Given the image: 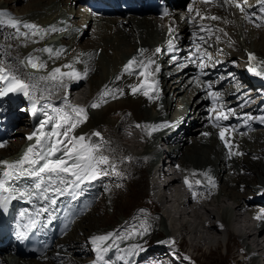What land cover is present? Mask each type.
<instances>
[{
    "label": "bare ground",
    "instance_id": "6f19581e",
    "mask_svg": "<svg viewBox=\"0 0 264 264\" xmlns=\"http://www.w3.org/2000/svg\"><path fill=\"white\" fill-rule=\"evenodd\" d=\"M76 2L27 0L24 6H18L17 1L5 0V4H0V68L6 69V74L16 73L18 79L27 76V80L34 81H46L54 69H60L56 79H50L47 84L32 81L35 87L38 86L40 96L32 92L29 82H26L29 85V96L23 92L7 91L10 80H4L2 89L5 94L0 95V119H5L9 127L3 113L22 104V111L29 118H23L20 128L13 133H10V129L9 135L22 136L26 133L29 136L40 128L41 118L44 121L49 115H55L53 109L70 112L71 107L84 108L87 120L79 124L71 136H84V142L94 146L99 142L107 143V146L111 142L108 150L111 155L119 159L125 156L136 157L140 162L131 160L128 166L124 162L126 166L120 168L116 166L115 160H111L109 164L99 167L106 171L115 165L114 170L110 169L114 171L113 175L109 170L107 174L95 179L78 182L77 186L69 184L63 193L55 191V185L48 184L47 176L44 177L45 183L41 184V189L35 187L39 182L37 177L25 173L16 178L11 182V187L25 190L29 194L27 198L32 196L34 206L44 207L42 202H38L37 196L43 200L53 198L57 201H63L58 196L72 192L76 198L80 196L77 202L81 200L86 205V213L77 218L74 226L83 222L88 217L86 215L91 211L93 213L96 207V210H101L99 218L105 225L110 226L114 216L118 223L115 227L97 230L92 235L86 234L84 243L75 237L68 238V234L54 244L43 263L35 258L32 261L15 258L10 254L11 249L0 248V264H85L81 257L86 253L84 248H88L91 256L87 264H204L196 256L201 251H208L209 258L220 259V264H233L232 261H235L234 264H264V239L260 241L264 238V209H259V206L249 208L251 203L243 200L246 194L254 192L253 200L264 208L260 200L264 197V145L258 143L263 141L264 144V131L243 134L225 131V140L229 144L225 147V140L219 136L221 129H209L202 115L207 92L218 93L224 99V104L228 102L225 99L228 94L241 101L248 100V113H256L257 107H264V25L255 29L242 22L239 9L230 6L216 8L214 3L198 1H192L185 10H178L176 8L181 7L180 0H164L169 12L162 20L157 19L153 12L143 16L127 12L122 16L89 17L83 8L76 6ZM190 7L192 11H189ZM7 10L22 13L24 17L3 16L2 13ZM211 15L219 19L212 20L209 18ZM10 21L19 23L13 28ZM200 21L207 23L210 30L201 38L197 45L199 47L191 48L204 49L207 57L217 63V70L209 71L216 75L204 80L211 85L215 84L210 91L194 76L193 56L186 52L185 47L178 45L191 36L194 25ZM24 24L36 25V34L33 35L32 29L23 27ZM83 37L85 39L81 40ZM255 40L260 43L249 48L247 44ZM64 46L69 47L56 55L57 50H62ZM220 46L224 48L219 50ZM258 47L263 51L260 52ZM45 48L55 52L50 54L43 51ZM157 48L161 49L159 53L155 51ZM141 50H145L143 55L140 54ZM249 54H253L255 59L250 60ZM133 57L137 60L133 65L134 74L128 75L124 67ZM30 58L44 67L39 70L31 67L27 63ZM149 58L153 63L142 69L139 61H147ZM249 61L255 62L258 68L256 73L259 75H254L256 85L251 81L253 76H242L241 73ZM23 62L31 70H27ZM239 62L242 66L238 69L235 65ZM157 67L158 72L155 71ZM86 70V77L81 79L61 75L76 72L83 76ZM141 71L148 73L147 78L140 74ZM241 81L249 85L248 92L242 93L245 87ZM133 87H137V92H132ZM105 90L111 92V95L101 97V92ZM33 103L36 104L35 112L32 111ZM92 103H97L99 107H90ZM45 104L50 107L44 108ZM233 107L231 104L227 109ZM191 112L194 119L188 117ZM53 123L55 121L48 123L43 131H52ZM85 132L89 134L84 135ZM205 132L210 135H202ZM28 136L13 139L10 143L8 140L6 147L0 150V156H13L23 151L13 161L2 158L0 161L10 163L20 159L25 150L35 144V139L29 140ZM163 147H167L168 152H164ZM111 151L117 152V155ZM98 152L96 156H99ZM166 152L169 154L164 155ZM230 152L243 154L230 155ZM254 155L259 156L254 159ZM164 157L167 159L166 169L161 170L159 165L163 163ZM3 171L0 165V175ZM153 171H159L168 181L158 195L152 192L156 185L151 184L150 180ZM249 172L255 175L251 183L248 182L252 179ZM65 179L74 178L66 175ZM185 179L191 189L185 184ZM145 181H148L149 198L153 201L150 207L155 204L156 208H160L162 218L148 212L143 217L135 212L130 220L129 217L123 218L122 210L126 211V207L123 203L120 205V201L129 200L130 203V196L142 197ZM249 184L254 187L252 191ZM59 186L65 188V185ZM115 186L120 188L117 201L116 197H112L115 195L109 194ZM45 187H48L47 192L42 190ZM100 193L103 194L100 196ZM99 200L101 203L95 206ZM141 207L138 204L137 208ZM61 208L63 212L66 211L64 204H61ZM118 212L122 215L118 216ZM155 213L159 214V210L156 209ZM184 219L186 221L183 222ZM167 221L173 227L168 228ZM154 227L155 231L152 229ZM78 228L77 225L73 233ZM83 229L86 228L83 226ZM55 235L56 231L51 232L50 239ZM97 236H109V239L93 244L92 240ZM153 237L162 241L155 244L156 248L144 250L148 246L145 239ZM168 238L179 240L177 244L169 246ZM223 238L226 239L225 258H221L220 254ZM187 240L189 243H186ZM182 244L191 250L189 260L181 259L174 253L181 252ZM168 247L175 250L168 251ZM7 251L8 254H3ZM97 255L101 256L100 261H97Z\"/></svg>",
    "mask_w": 264,
    "mask_h": 264
},
{
    "label": "snow or ice",
    "instance_id": "6c2138e0",
    "mask_svg": "<svg viewBox=\"0 0 264 264\" xmlns=\"http://www.w3.org/2000/svg\"><path fill=\"white\" fill-rule=\"evenodd\" d=\"M246 3V0H243ZM220 7L224 6H234L240 10L241 13L244 14L245 20L252 22V16L256 15L254 11H247L242 6V0H221ZM189 11H192L191 7ZM259 15L257 19H259L262 23H264V0H259ZM197 15H201L197 12ZM212 20H217L219 17L212 16L209 17ZM201 19L204 17L201 15ZM18 21H10V24L13 28L17 26ZM257 27L261 26L260 24L256 25ZM23 27L32 29L33 35L36 34L35 29L37 28L34 24H24ZM54 31H61L62 29H53ZM169 47H172L171 41L169 42ZM199 47V46H197ZM43 51L51 54L52 50L45 48ZM145 50H141L140 54L143 55ZM156 53H159L161 49L157 48ZM60 54V50H57L56 55ZM249 59H255L253 54H249ZM27 63L39 70L43 68V64H37L33 59H28ZM137 63L135 57L129 60L128 63L124 67V71L128 75H133V65ZM141 68L146 69L149 65L153 63V61L149 58L147 61H139ZM65 67H71V65H65ZM203 68V65H201ZM250 72L253 71L252 67L248 69ZM155 71H159V67L155 69ZM60 73V69H54L53 72L47 77L48 79H56V74ZM141 75H144L147 78L148 73L146 71H141ZM259 75V73H256ZM61 75H66L69 78L81 79L86 77L87 70L83 74L76 72L63 73ZM119 79V77H117ZM10 80L7 91H18L23 92L25 96H29V85L23 80L18 79L15 75L6 74V70L4 68H0V81ZM137 87L132 88V92H137ZM5 90L0 89V95H4ZM147 95V92L144 93ZM101 97L106 95H111V92L105 90L101 92ZM218 93L209 92L210 97L217 96ZM151 98V97H149ZM213 103L215 104V99H213ZM44 108L50 107V105H43ZM70 107V106H69ZM92 108L99 107L97 103H92L90 105ZM32 111H36V104L33 103ZM53 115H49L47 120L41 122L40 128L30 134L27 139L33 140L35 139V144L29 146L24 154L20 157V159L9 163L8 161H0V165L3 166L4 171L2 175H0V207H6L7 204L11 200H15L17 198L16 193L18 192L20 196H24L25 193L18 189L12 188L11 182L14 181L21 175L27 173L30 176L37 177L39 182L36 183L35 187L37 189H41V184L45 183L44 177L47 176L48 184L55 185L54 190L57 192L63 193L66 190L67 185L71 184L73 186H77L78 182H84L88 179H95L99 175L107 174L105 170L101 169L99 166L103 164H108V157L104 155L96 156L95 153L99 151L98 146L86 144L84 136H71L70 133L74 131V129L81 123H84L87 120V113L84 108L80 107H71L70 112H65L61 109H53ZM211 111V110H210ZM47 115V113H45ZM73 114H76L75 116ZM227 119L225 116H217V121L220 119ZM249 120H258L259 123L264 124V116L252 117L248 116ZM55 121L52 125V131L45 133L43 131L44 127L50 123ZM67 126V127H66ZM218 126L216 122H213V127ZM60 129H64L63 132H60ZM227 129L221 128L219 133L220 139L225 140V131ZM63 136L65 139L62 141L58 139V137ZM93 135L98 136L99 133H93ZM204 136L210 135V133H202ZM53 137H57V139L53 140ZM3 145H0L2 147ZM228 141L225 140V147H228ZM230 155H242L243 153H229ZM113 170L115 169V165H112ZM73 177V180H66L65 176ZM185 184L189 185L191 189V185L188 180L185 179ZM8 185V187H6ZM59 185H65V188H61ZM47 192L48 187L42 189ZM10 192L9 195H4V193ZM195 195V193H194ZM55 203V201H52ZM261 217H257L260 219ZM21 238H23V235ZM109 239V236H97L92 240L93 244L98 242H104ZM102 258L100 255H97V261H100Z\"/></svg>",
    "mask_w": 264,
    "mask_h": 264
},
{
    "label": "rangeland",
    "instance_id": "374dc122",
    "mask_svg": "<svg viewBox=\"0 0 264 264\" xmlns=\"http://www.w3.org/2000/svg\"><path fill=\"white\" fill-rule=\"evenodd\" d=\"M5 0H0V4H5V3H3ZM13 1H17V5L18 6H24L25 5V3H26V1L27 0H13ZM180 2H181V10H185V8L186 7H188L186 4L188 3V1L187 0H180ZM213 6H215L216 8H220L218 5H213ZM193 11H195V10H193ZM2 15L3 16H8V17H13V18H20V17H24V14H18L17 12L15 13V11L13 12V11H6V12H3L2 13ZM260 29V28H259ZM250 34V33H249ZM85 39V37H83L81 40H84ZM215 39H217L216 37H215ZM232 42V41H231ZM234 42V41H233ZM260 43L259 42V40H255L253 43H248L247 45L249 46V48H253V45L254 46H257L258 45V43ZM250 44H251V46H250ZM70 45V44H69ZM67 47H69V46H64V47H62L61 49L62 50H60V52H63ZM221 48H224V47H222V46H220L219 47V50L221 49ZM260 52H262L263 50L261 49V47H258L257 48ZM52 50V53L53 52H55V50H53V49H51ZM51 53V54H52ZM264 60V59H263ZM1 63V62H0ZM3 64V63H2ZM23 64H24V66L26 67V69L27 70H31L30 69V67H28L27 66V64L26 63H24L23 62ZM170 66H172V65H170ZM169 66V67H170ZM235 66H237L238 67V69H239V67H241L242 65H241V63L239 62L238 64H236ZM6 70V69H5ZM8 70L10 71L11 69L10 68H8ZM167 70V69H166ZM7 71V70H6ZM15 75H16V73H15ZM20 80H23V81H25V82H29V85L32 87L31 89H32V92L36 95H39L40 96V93L38 92V86H36L35 87V85L37 84V83H44V84H47L49 81H50V79H47L46 81L45 80H42V81H34V80H27V76H24L23 77V79L21 78ZM4 81V80H3ZM3 81H0V89H2V87H3ZM32 81L33 82H35L36 84H34L33 85V83H32ZM32 84V85H31ZM87 85L85 84L84 85V87H86ZM35 88L37 89L36 91H35ZM10 92H12V91H10ZM14 92V91H13ZM12 92V93H13ZM246 92H248V91H246V90H243L242 91V93H246ZM11 94V93H10ZM36 95V96H37ZM20 99L21 100H24V98L23 97H20ZM49 100H53V99H49ZM46 101V99L44 100V103H46L45 102ZM50 102H52V101H50ZM73 102V101H72ZM22 110H24V108L22 107V104H20V105H16L15 107H14V109H12V110H9V111H5L3 114L5 115V118L7 119V121H8V124H9V127H10V129H12V132H10V133H13V131H15V130H18L19 128H20V126H21V124H22V120H24L23 118H29V115H27V114H25V112H23ZM2 111V108H1V105H0V112ZM13 112V113H12ZM20 114H22L23 115V117L20 115ZM192 115H194L192 112H191V114H189L188 115V117L190 118V119H194V117H192ZM196 115V114H195ZM0 120H3V119H0ZM40 122H39V124L43 121V118H41L40 120H39ZM193 121V120H192ZM12 122V123H11ZM25 122H27V121H24V123ZM120 124H121V122H119ZM16 125V126H15ZM132 126H134V127H136V128H138V126H136L135 124H133ZM257 131H264V128H261V129H256L255 131H253V132H251V133H256ZM63 132V131H62ZM105 131H103V134H105V135H107L106 133H104ZM87 134H89L88 132L86 133H84V135H87ZM70 135H73V132H71L70 133ZM26 136H28V134H26V133H23L22 134V136H17V135H9V137L7 138V141L9 140V143L11 142V140H13V139H17V138H22V139H24V138H26ZM53 139H57V137H53ZM58 139H60V140H64L65 138L61 135L60 137H58ZM110 143V144H109ZM254 143H255V140H254ZM260 145H264L263 144V141H259L258 142ZM86 144H88V143H86ZM105 144H107V143H102L101 144V142H99V144L97 145L98 146V148H99V156L100 155H104V156H106V157H108L109 155V157H108V161H114V162H116L115 164H116V166H118V167H120V168H122V167H124V166H128L129 164H130V161L131 160H133V161H135V162H140L136 157H134V158H130V157H121L120 159L117 157V156H113V155H111L109 152H108V150L111 148V142H108V145L106 146ZM102 145H103V147H102ZM164 148V147H163ZM168 150V148L167 147H165L164 148V152L165 151H167ZM23 150H21V152H22ZM105 151V152H104ZM21 152H19V153H21ZM104 152V153H103ZM112 153H115V155H117V152H115V151H111ZM168 152V151H167ZM166 152V154H164V155H167V154H169V153H167ZM17 154V155H13V156H0V158H2V160H8L9 159V161H13V160H15V156H18V155H20V154ZM107 153H108V156H107ZM255 157H253L254 159L257 157V156H259V155H254ZM129 158V159H128ZM166 157H164V161H163V163H161L160 165H159V168H160V166H161V170H163V169H166V167H165V165L167 164V159H165ZM119 159V160H118ZM126 159V161H124ZM126 163V165H125V163ZM118 163V164H117ZM108 164H109V162H108ZM179 164V161L177 162V165ZM111 167V166H110ZM112 168V167H111ZM111 168H107L106 169V171L108 172ZM160 170V169H159ZM113 170H110V174L111 175H113ZM159 172V171H158ZM251 172H249L248 174H250ZM223 174H225V171L223 172ZM245 174V173H244ZM252 174V179H249L248 180V182L249 183H251L252 182V180L255 178V175L253 174V173H251ZM241 175H243L242 173H241ZM99 176H102V175H99ZM124 182V181H123ZM219 183H221V182H219ZM254 183H256V182H254ZM119 185H121V183L119 184ZM148 186H149V184H148V181H145V183L142 185V189H144V192H143V194L141 195L142 197H140V198H135L133 195L132 196H130V199H131V202L129 203L128 201L127 202H123V200L122 201H120V205H125V207H126V211L125 210H122V214H121V212H118L117 213V215L118 216H121L122 215V217L123 218H126V217H129L128 219L130 220L131 218H133V214L136 212V214L138 215V216H140V217H143L144 215H145V213L146 212H148V213H150V214H153L155 217H161L162 218V211L160 210V208H156L155 206V204L154 205H152V207H150V205H151V202L153 203V201L149 198L150 197V195H149V190H148ZM249 187H250V191H252L253 189H254V187H253V185H251V184H249L248 185ZM260 186V185H259ZM117 186H115V188H113V189H111L110 191H109V194L111 193V195H115V196H112V197H116V201L118 200V194H119V190H120V188L118 187V188H116ZM146 187V188H145ZM115 190V191H114ZM117 190V191H116ZM139 190H141V189H139ZM146 190V191H145ZM148 190V191H147ZM80 191H83L82 189H80ZM142 191V190H141ZM85 192V191H84ZM104 192H105V190H104ZM78 193H79V191H78ZM254 192H251V193H248V194H246V198L244 199L243 198V200L244 201H246V202H250L251 204L249 205V208L250 207H252L253 206V208L255 207L256 208V206H259L260 208L259 209H264L262 206H260L259 204H257L253 199H254V197L255 196H252V194H253ZM99 194V193H98ZM103 194V193H102ZM101 193H100V196L102 195ZM145 194V195H144ZM99 196V195H98ZM99 198V197H98ZM138 200V201H137ZM261 201H263V203H264V197H262L261 199H260ZM101 203V200H99L98 202H96L95 203V206H97V205H99ZM123 203V204H122ZM138 204H141V206H143V208L141 207V208H137L138 207ZM128 205V206H127ZM146 205V206H145ZM147 205H149V206H147ZM97 209V207L95 208V210H94V212L92 213V211L90 212V213H88L86 216H88V217H84L85 219H84V221L83 222H79V223H77L74 227H72V229H71V231H70V233H69V235H68V238L70 237H75V238H77V239H79L78 241L80 242H82V243H84L83 242V239L86 237V234H90V235H92L93 233H95L97 230H106L108 227H115V225H117V223H118V221H116V216H114V218H112L113 220H112V222H110V226H108V225H105L104 223H103V220L102 219H100L99 218V214H100V212H101V210H96ZM156 209L157 210H159V214H156L155 212H156ZM105 210H108V212L110 211L109 209H105ZM128 210H129V212H128ZM132 210V211H131ZM135 210V211H134ZM134 211V212H133ZM131 212V213H130ZM92 213V214H91ZM110 213V212H109ZM121 214V215H120ZM126 214V215H125ZM132 214V215H131ZM90 215V216H89ZM173 215H175V214H173ZM166 217V214H164V218ZM176 217V216H175ZM102 218V217H101ZM83 219V218H82ZM128 221V220H127ZM175 221V220H174ZM183 222L184 221H186L185 219L184 220H182ZM173 222V221H172ZM171 222L170 221H167L166 222V225H167V227L168 228H171V227H173L171 224H170ZM79 226V228L77 229V231L75 232V233H73V230L75 229V227L76 226ZM174 225H175V223H174ZM83 226L86 228V229H83ZM154 231H155V227L154 228H152ZM85 231V232H84ZM91 231H93V232H91ZM153 231V233H156V232H154ZM156 231H157V228H156ZM162 231H163V229H162ZM84 232V233H83ZM91 232V233H90ZM263 233H264V231H263ZM75 235V236H74ZM264 237V236H263ZM152 238V237H151ZM151 238H149L148 240H146L145 239V241H146V243H148V246H146V247H144V250H146V249H148V248H150V247H152L153 249L154 248H156V243L157 242H161L162 240H159L160 238H154L153 237V239H151ZM151 239V240H150ZM169 239V238H168ZM264 238H262V239H260V241H262ZM67 240V238L65 239V241ZM158 240V241H157ZM178 238H175V239H173L172 240V238L171 239H169V242H167L168 244H169V246L172 244H177V242H178ZM168 241V240H167ZM186 243H189V241L187 240V242ZM85 246V245H84ZM226 239L225 238H223V242H221V248H220V254H221V258L223 257V258H225V256H226ZM181 252H174V253H176V254H178L179 255V257L181 258V259H184V260H189V255L188 254H190L191 253V250L189 249V248H186L183 244L181 245ZM170 247H168V249H169ZM85 249V252L86 253H84L81 257H82V261L83 262H86L85 264H87V261H89V259L91 258V256L89 255V251L87 250L88 248H84ZM172 250H175V249H173V247H171L168 251H172ZM182 251H185V252H182ZM206 251H201L200 253H196V256H197V258H199L202 262L204 261V264H220L221 262H220V259H218V258H216V257H213V258H209L208 256H209V253H208V251L205 253ZM169 253V252H168ZM234 253H236V249H235V251H234ZM155 254V253H154ZM239 254V253H238ZM172 256H177V255H172ZM79 257V256H78ZM154 258L156 257L155 255L153 256ZM47 259V258H46ZM46 259H45V261L44 262H46ZM169 259H171V257L169 256ZM26 260H30V261H32L33 259L32 258H26ZM37 261V260H36ZM90 262V261H89ZM232 263L234 264L235 263V261H232ZM222 264H226L225 262H222Z\"/></svg>",
    "mask_w": 264,
    "mask_h": 264
},
{
    "label": "trees",
    "instance_id": "16d2710c",
    "mask_svg": "<svg viewBox=\"0 0 264 264\" xmlns=\"http://www.w3.org/2000/svg\"><path fill=\"white\" fill-rule=\"evenodd\" d=\"M184 1V0H183ZM23 117V116H22Z\"/></svg>",
    "mask_w": 264,
    "mask_h": 264
}]
</instances>
